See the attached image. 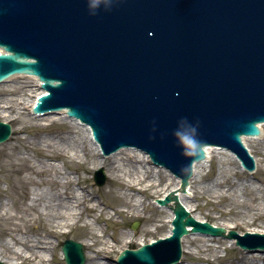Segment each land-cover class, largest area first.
Instances as JSON below:
<instances>
[{"label": "water", "instance_id": "95a60500", "mask_svg": "<svg viewBox=\"0 0 264 264\" xmlns=\"http://www.w3.org/2000/svg\"><path fill=\"white\" fill-rule=\"evenodd\" d=\"M0 49V83L36 77L45 93L37 94L33 114L66 110L91 129L103 155L137 149L184 190L193 164L205 158L204 149L184 156L172 135L187 127L178 123L187 117L199 122L206 147L231 152L248 172L255 168L241 138L261 136L257 124H264V0H0ZM10 133L0 122V143ZM104 180L94 173L97 185ZM173 213L168 238L125 249L117 264H175L188 226L191 233L223 232L179 204ZM228 238L264 251V235ZM62 253L66 264L85 261L71 240Z\"/></svg>", "mask_w": 264, "mask_h": 264}, {"label": "bare ground", "instance_id": "6f19581e", "mask_svg": "<svg viewBox=\"0 0 264 264\" xmlns=\"http://www.w3.org/2000/svg\"><path fill=\"white\" fill-rule=\"evenodd\" d=\"M24 77H28L30 80L24 81ZM7 82H10V84L7 85ZM39 86L38 80L33 76H14L9 78L0 85L2 87L0 89V112L7 110L10 114L14 106H21L22 109H26L22 100L9 98V96L19 93L22 94L20 96H23L34 90L37 98V94L44 92ZM34 103L35 100L28 107L31 109ZM20 114L21 112L16 114L18 116L11 118L10 121L18 122ZM1 116L4 118L8 117L6 115ZM56 116L72 122L74 129L55 134L50 133L51 135H48L50 137L37 139L38 147L43 153L39 157L40 160H34V167L40 173H44V170H50L52 178L47 181H51L53 184L47 188L42 187L44 185L41 183L36 184V187L30 190L28 198L30 210L37 214L39 219L51 229L43 236L37 232L34 235L26 232H20L21 235H9L11 243L0 242L1 263L52 264L53 253L51 252L50 237L58 238L63 230L72 229L81 220L82 216L87 213L98 212L99 215L94 217L95 221L98 223L105 222L102 217L103 210L97 204L95 205L92 199L93 193L87 194L70 189L71 181L65 172L66 168L64 163L58 158L59 156L68 157V153H71L73 157H77L82 152L84 156H90L91 164L102 167L100 171H102L103 176V168H105L109 173L111 185L116 183L117 187L126 193V198L130 201L129 208L118 213L115 212V215L120 217L128 216L130 213L138 215L140 211L143 212L145 210L147 203L145 199L138 198L137 194L144 195L149 192L148 197H152L156 193H161V197L157 200H162L167 196H171V200L166 207L156 204L163 209L162 211L168 213L167 224L169 230L164 237L159 239L168 238L172 232L171 222L175 218L173 208L176 204L182 206L196 222L209 223L213 227L223 229L220 235L204 236L191 233L192 227L188 226V234L184 235L180 240L181 258L175 264H182L183 260L195 262L196 264H264V252L260 250L238 251L235 247L229 246L224 248L225 255L223 257L217 254V246L224 245L229 233L235 232L233 230L238 226L264 225V192L259 185L253 181L236 184L228 177H222L221 179L215 177L207 181L205 175L202 174L206 162L214 157V154H211L217 149L204 147V160L194 164L193 176L184 190L182 188L180 190L179 178H175L166 169L152 166L147 155L137 149L131 147L122 148L108 156L104 155L106 160H100L99 157H102L100 148L93 141L88 126L82 125L77 120L68 118L62 113L52 117ZM32 117L36 118L33 115ZM259 128L261 136L258 138H243V143L246 146L247 140L259 141L261 144L260 152L263 154L262 161H264V142H261L264 140V124L260 125ZM21 132L22 129H18L17 133ZM87 144L90 147L89 149ZM231 157L233 158V155ZM253 158L255 171L249 174L252 176L258 170L264 173V166H259L258 159L255 156ZM233 159L234 162L237 161L235 158ZM58 160L59 163H53ZM238 169L243 173L245 172L239 164ZM163 174L167 175V178L163 179ZM59 184L62 185L63 191L58 189ZM77 184L83 185L84 179H77ZM63 186H68V190ZM239 189H242V194H240ZM106 193L115 196L112 188H109ZM199 200H206L208 204L212 203V205L213 202L226 203V209L222 210L218 206L213 205L212 208L217 210L216 215L213 213L205 214L203 209L196 204ZM247 202H250L251 205H247ZM1 207H7V205L0 201ZM121 212H125V214L121 216ZM246 233L264 235V230L254 228ZM134 236L135 234L125 236L123 239L124 243H130ZM238 236L241 237V235ZM66 240L71 239H65L64 241ZM139 240V245L144 246L145 241L141 237ZM64 241L61 247H63ZM231 241L234 242L235 240L232 239ZM113 242L114 244L106 240H101L100 242L95 240L85 241L83 244L76 242L83 249L85 258L83 264H108L102 262L101 258H103V254L115 247L116 240L113 239ZM252 243L254 244L255 242Z\"/></svg>", "mask_w": 264, "mask_h": 264}, {"label": "rangeland", "instance_id": "374dc122", "mask_svg": "<svg viewBox=\"0 0 264 264\" xmlns=\"http://www.w3.org/2000/svg\"><path fill=\"white\" fill-rule=\"evenodd\" d=\"M24 78V81L30 80L28 77ZM8 84L10 82H7ZM16 95L9 96V98L22 100L25 103L26 109H22L21 106H14L10 114L7 110L2 111L5 113L0 112V122L9 124L11 127V135L5 142L0 144V201L7 205V207L0 208V242L4 243H11L9 235H21L20 232L34 235L37 232L43 236L51 229L29 208L28 198L30 196V190L36 187V184L41 183L44 185L42 186L44 188L53 184L51 181H47L52 178V172L50 170H44V173H40L34 167L35 161L40 160L39 157L43 153L38 147L37 139L40 137H50L48 135L74 129L72 122L59 116L32 117L31 109L28 106L36 99V91L32 90L23 96H20L22 95L21 93ZM15 112L16 114L21 112L19 120L16 123L10 121L11 118L18 116ZM1 115L8 117L4 118ZM18 129H22V132L17 133ZM261 142H264V140ZM246 147L258 159L259 166H264V161H262L263 154L260 152V142L247 140ZM87 148H90L88 144ZM213 152L211 155L214 154V157L206 162L205 168L202 171L207 181L215 177L220 179L222 177H228L236 184L253 181L264 192L263 172L258 170L252 176L247 172L243 173L238 169L239 163L237 161L234 162V157L232 158L230 153L219 149ZM58 158L64 163L66 168L65 172L71 181L70 189L87 194L93 193L92 199L95 205L97 204L103 210L102 217L105 222L98 223L95 221L94 217L99 215L98 212L87 213L82 216L81 220L72 229L63 230L58 238L50 237L49 241L52 244L51 252L53 253L52 264H65L61 253V246L65 239H71L81 244L85 241L92 240L98 242L106 240L114 244L113 239H115V247L111 251L103 254L101 261L108 264H117L116 259L124 249L135 250L140 247V237L147 244L167 234L169 230L167 224L168 213L162 211L163 209L158 207L155 202V200L161 197V193H156L152 197H148L149 192L144 195L137 194L136 196L138 198L146 200L147 206L145 210L143 212L140 211L138 215L130 213L128 216H123L125 212H121V216L123 217H120L114 213L129 208L130 201L126 198V193L119 189L116 183L110 184L109 173L105 168H103L105 176L104 183L98 186L93 180L94 173L102 167L91 164L90 156L86 157L81 152L77 157H73L71 153H68V157L59 156ZM99 158L100 160H106L105 156ZM59 160L53 163H59ZM165 178H167V175L163 174V179ZM77 179H84V184L78 185ZM61 186L59 184L58 189L63 191ZM63 187L68 190V186ZM109 188L114 190L113 194L115 196L106 193ZM225 188L227 189V187ZM239 192L242 194V189H239ZM196 204L203 209L205 214L213 213L216 215L217 210L212 208L213 205L218 206L222 210L226 209V203L220 204L213 202L212 205V203L208 204L206 200H199ZM247 205H251L250 202H247ZM133 225H136L135 229L131 228ZM254 228L264 230V225H240L233 231L238 235H244L248 230ZM130 234H135V236L130 243L125 244L123 239ZM229 246L235 247L238 251H243L235 245V241L232 242L226 239L224 245L217 246L218 256L223 257L225 255L224 248H228ZM0 264L5 263L0 262ZM182 264L196 263L183 260Z\"/></svg>", "mask_w": 264, "mask_h": 264}, {"label": "clouds", "instance_id": "9594fccd", "mask_svg": "<svg viewBox=\"0 0 264 264\" xmlns=\"http://www.w3.org/2000/svg\"><path fill=\"white\" fill-rule=\"evenodd\" d=\"M93 6H95V3ZM178 123L187 125L184 130H181L179 127H177L174 128L172 132V135L175 138V141L182 154L186 157L202 156L205 142L200 138L199 135V122L189 121L187 117H182ZM183 170L189 171L188 166L186 165Z\"/></svg>", "mask_w": 264, "mask_h": 264}]
</instances>
